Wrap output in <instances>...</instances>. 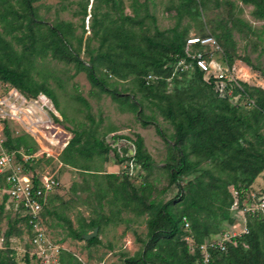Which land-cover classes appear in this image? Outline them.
Listing matches in <instances>:
<instances>
[{
    "label": "trees",
    "instance_id": "1",
    "mask_svg": "<svg viewBox=\"0 0 264 264\" xmlns=\"http://www.w3.org/2000/svg\"><path fill=\"white\" fill-rule=\"evenodd\" d=\"M40 1L42 0H0V82L27 96L36 97L42 93L52 101L55 109L58 108L56 98L45 82H38L32 76L37 58L43 60L49 56L66 65L72 64L74 75L84 73L97 96H109L121 112L134 114L143 127L153 125L156 134L170 144V150L175 153L165 163L167 186L161 193L174 185L179 191L173 199L161 204L157 213L148 219L147 241L141 254L125 259L123 264H194L200 256L197 246L212 236L223 234L220 232L222 223L231 225L233 222L230 208L234 198L229 188L237 192L239 202H248L246 196L250 187L264 172V133L256 135L250 141L244 138L262 122L264 91L250 88L246 82L241 83L242 95L254 102V106L248 108L218 99L211 91V86L202 81V75L196 69L189 81L186 74L172 76L175 56L183 55L184 35L177 32L171 36L164 32L148 35L143 28L144 20L151 17L148 13L137 23L140 26L137 31L134 17L124 16L108 21V14L97 13L98 7L94 5L96 2L115 5L114 0H93L89 14L92 18L91 36L84 40L86 30L83 22L79 36L73 35L70 23L55 20L49 24L39 15L42 6L33 5ZM90 1L79 0L84 16ZM186 1L196 4V10L206 6V0ZM239 1L253 7L254 19L264 21V0ZM183 12L192 15L185 7ZM196 15L197 11L193 16ZM92 40H97V48L90 46ZM82 53L87 61L81 58ZM225 57L224 62L231 66L230 57ZM148 74L158 76L159 79L154 84L145 85L144 77ZM109 78L114 79L115 83L130 80L141 98L132 99L129 95H124L109 83ZM167 84L171 85V91L167 89ZM77 101L89 109L85 99L78 97ZM149 105L153 106L150 111L158 112L170 123L174 130L170 136L158 126L154 114H145ZM55 121L58 122L57 119ZM91 122L94 123L93 120ZM111 132L113 130L99 134L97 127H90L74 133L61 152L59 161L62 165L80 170L95 179L93 193L100 208L106 200L105 203L109 206L120 205L136 216H142L157 205L152 196V183L143 180L135 188L128 182L126 173L122 178L113 174H99V170H94L87 164L106 163L109 153H113L116 163L130 161L138 163L145 172L151 170L153 160L144 149L141 136L136 135L134 140H130L134 147L133 154L122 148L120 155L119 151L104 141ZM5 135L7 151L20 148L26 154L36 151L35 143L28 135L12 137L9 129L5 130ZM114 137L129 139L125 136ZM233 147L237 148L226 158L215 162L221 152ZM18 158L21 160L20 156ZM205 162H210L211 165L180 186L179 182L184 175L199 169ZM98 176L104 178V184L96 180ZM7 200L8 196L2 195L0 212L4 211ZM45 208L46 206L41 213L42 219ZM184 219L189 223L187 231L183 228ZM13 221L23 222L30 230L26 218L15 217ZM106 221H110V218ZM246 225L248 235L237 237L236 245H228L225 253L212 252L209 264H264V219L260 216L250 217ZM14 227L13 224L10 225L3 233L1 239L5 242V247L11 237L18 235L14 234ZM99 227L100 222L90 220L79 230L70 228V235L74 240L84 241L83 235ZM185 236L191 237L195 244L193 254H190L188 244L182 239ZM86 243L91 246L99 244L100 240L96 236ZM24 258L25 264H30L27 254ZM60 262L81 264L71 253L64 251L60 255ZM0 264H16L15 253L8 248L0 250Z\"/></svg>",
    "mask_w": 264,
    "mask_h": 264
},
{
    "label": "rangeland",
    "instance_id": "2",
    "mask_svg": "<svg viewBox=\"0 0 264 264\" xmlns=\"http://www.w3.org/2000/svg\"><path fill=\"white\" fill-rule=\"evenodd\" d=\"M114 1L115 5L113 3L107 5L105 2H96L94 5L98 7L97 13L108 14V21L124 16L134 17L136 21L134 22V27L137 31L140 29L137 23L140 22L145 13H148L151 17L144 20L143 28L150 36H153L156 32H164L168 36L177 32L183 34L185 40L190 36H211L220 44L222 49V52L216 54L213 58L215 61L224 62L223 58H226L225 55L230 57L232 65H236V68L239 69V76L241 75L244 78L250 88L261 89L264 87V21L253 18L252 6L243 5L239 0H206V6L204 8L198 7L196 10V4L189 3L186 0ZM196 1L198 2V0ZM33 5L42 6L39 10V15L43 17L45 22L50 24L56 20L70 23L73 27L74 36L81 34V24L83 22L86 30L84 40L91 36L90 25L92 18L89 15L91 12V1L85 16L81 13L79 0H42ZM184 7L190 10L192 15L184 13ZM120 11L122 12L120 13ZM196 11L198 15L193 16ZM72 42L75 45V42ZM90 46L97 48V40H92ZM81 58L87 61V57L83 53ZM35 67L36 69L32 72L33 78L38 82H45L58 103V108L55 110L59 116L64 115L65 118L60 116L61 121L53 122L51 113L43 106V101L38 104H30L25 110L27 115L19 120L9 121L7 129H9L12 137L28 135L36 146L35 159L28 162V165L17 158L12 170L23 169L25 172H31L39 177L57 178L61 184L57 191L49 195V200L47 199L45 215L42 220V230L47 235L46 239L51 245L62 248V251L58 252V259H60V255L64 251L71 253L81 264H123L125 259L138 257L147 241L148 219L157 213L161 204L173 199L179 191V188L174 185L161 193L167 186L165 163L175 153L170 150V144L164 142L156 134L153 125L143 127L134 114L121 112L109 96H97L84 73L74 75L72 64L66 65L64 62L55 61L47 56L43 60L37 58ZM193 72V70H189L184 73L188 81ZM178 80L180 79L178 78ZM109 83L124 95H129L132 99L141 98L140 94L133 88L130 80L125 82L116 81L115 83L114 79L109 78ZM182 83L184 82L182 81ZM167 85V89L171 91V85ZM39 94L41 95L42 93ZM133 95H136V97H133ZM45 97L50 102H48L47 106L54 110L52 101L47 96ZM78 97L87 101L89 109H86L77 101ZM27 98L34 99V97L29 95ZM229 103L241 105V102L236 99L231 100ZM50 104H52L53 108ZM145 104L148 105L149 103ZM152 108L153 106L146 108L145 114H154L158 126L167 136H170L174 132L172 126L158 112L153 113L150 111ZM28 125L32 127V130H35L34 132L37 131L38 133L33 135L30 131V135L32 134L30 136L27 133L28 128H30ZM90 127H97L99 134L113 130V132L106 135L104 141L111 148L119 151L120 155L122 148L133 154L134 147L130 140H134L136 135L142 137L144 149L153 160V165L149 172L143 171L138 163L130 161H125L122 164L116 163L113 153H109V160L106 163L92 162L87 164L94 170H99V174H113L122 178L124 173H126L129 177L127 178L128 182L135 188H138L143 180H148L153 185L152 196L156 199L158 206L156 205L151 211L139 217L133 212L125 210L120 205H107L105 203L106 200L102 202L103 205L100 208L98 199L93 193L95 189L93 182L95 179L85 175L80 170L62 165L59 161V156L63 146H51L44 139L51 133L50 136L61 141V144L63 141V145H66L73 138L74 133L87 130ZM263 133L264 118L244 138L250 141L256 135ZM114 136H125L129 139H117ZM236 148L233 147L228 151L221 152L215 162L226 158ZM45 152L49 155H45ZM96 161L98 160L96 159ZM80 164L84 165L83 163ZM209 165H211L210 162H205L199 169L184 175L179 182L180 186L185 185L188 180L194 179ZM96 180L104 184V178H101V176H98ZM256 181L258 182V188L253 187ZM253 184L250 187L252 190L255 188L256 190L259 189V193L263 192L264 172L255 179ZM229 190L234 197L233 189L230 187ZM250 194L248 193L246 198ZM9 202L11 201L8 199L4 211L0 212V250L4 251L7 248L12 250L15 253L16 264H25V252L27 255L29 253L28 261L30 264H39L36 256L32 259L30 258V250H33L32 247H34L33 245L31 246L32 233L23 222L17 223L13 221L15 217L22 218L23 214L18 213L16 207ZM246 206V203L241 201L239 207L230 208L233 222L231 225L226 222L222 223L220 232L223 234H240L251 217L247 213H241V209ZM109 218L110 221H106ZM90 220L100 222L97 233L100 240L99 244L88 246L85 241H77L71 238L70 228L79 230L82 226H86ZM12 224L15 226L14 234L18 235L11 237L8 246L5 247V242L1 238ZM183 228L186 231L188 230L185 226ZM91 232L89 231V233ZM218 235L220 234L212 236L210 239ZM182 239L185 242L188 240L187 244L191 246L189 252L193 254L195 248L191 245L192 238L185 236ZM51 245L47 247L46 251H54ZM194 264H202L199 257Z\"/></svg>",
    "mask_w": 264,
    "mask_h": 264
},
{
    "label": "built area",
    "instance_id": "3",
    "mask_svg": "<svg viewBox=\"0 0 264 264\" xmlns=\"http://www.w3.org/2000/svg\"><path fill=\"white\" fill-rule=\"evenodd\" d=\"M221 52V46L213 37L190 36L185 40L183 55L175 56L172 76L175 74H184L189 70L196 69L201 73L202 81L206 85L211 86V91L218 99H225L229 102L236 99L241 102V105L244 104L243 106L252 108L254 106L253 100L242 95L241 83L246 81L241 75L239 76V69L236 68V65L229 66L225 62H218L213 59L216 54H220ZM158 79V76L148 74L144 77V83L145 85H151ZM170 79H167V81ZM261 90L264 91V87H262ZM36 97L37 99H35ZM36 97H34V99H28L26 95L16 88L0 82V194L2 193L1 195L8 196V199L11 201L9 203H12L16 207L17 212L22 213L23 218H26L27 225L32 233L31 246L33 245V250H36H30V258L32 259L36 256L39 264H60L58 252L62 251V248L51 245L46 239L47 235L44 233V230H42L43 219L41 213L43 208L47 205L49 195L57 191L61 184L57 178L39 177L31 172H25L23 169L16 171L12 170V167L17 162L18 156H20L22 161L28 163L35 159V155L34 153L26 154L22 148L13 151H7L5 148V143L7 141L5 135V130L8 128L7 123L26 116L25 110L30 104H38L44 101L43 106L51 113L52 121L54 122L55 119L61 121L55 108L51 110V108L47 106L49 101L43 94H39V96ZM50 105L53 108L52 104ZM262 116L264 118V110ZM28 127H30V125H28ZM28 129L27 133L30 135L29 132H32V127ZM32 133L34 135L38 132ZM50 134L51 133L44 139L51 146H63L62 151L70 142L63 145V141L61 144V141L54 139ZM45 155L48 156L49 154L45 152ZM36 179L38 182H35ZM233 198L234 202L231 208L239 207L240 202L238 200V194L235 191ZM247 199L248 202H245L247 206L241 209V213H247V215L251 217L260 216L264 219V192L250 194ZM184 226L186 228L189 227V223L185 219ZM248 233L249 230L245 224L243 230L238 235L224 233L213 239H206L202 244L197 246L200 254V262L202 264H209L212 252L225 253L228 245H236L235 239L237 237L248 235ZM191 242V245H193L192 247L195 248L192 239ZM186 243H188V240ZM50 245L54 248L52 252L46 251L47 247ZM188 246L189 248L191 247L189 244Z\"/></svg>",
    "mask_w": 264,
    "mask_h": 264
},
{
    "label": "water",
    "instance_id": "4",
    "mask_svg": "<svg viewBox=\"0 0 264 264\" xmlns=\"http://www.w3.org/2000/svg\"><path fill=\"white\" fill-rule=\"evenodd\" d=\"M92 2H93V0H91V3ZM97 233H98V228H94L91 233L83 235L82 238L86 242V241H89V240L95 238L97 236Z\"/></svg>",
    "mask_w": 264,
    "mask_h": 264
},
{
    "label": "crops",
    "instance_id": "5",
    "mask_svg": "<svg viewBox=\"0 0 264 264\" xmlns=\"http://www.w3.org/2000/svg\"><path fill=\"white\" fill-rule=\"evenodd\" d=\"M254 186H255L256 188H258V182H257V181L255 182V184H253V187H254ZM258 190H259V189L256 190L255 188H253V190H252V188H250L249 193H251V194H257V193H259Z\"/></svg>",
    "mask_w": 264,
    "mask_h": 264
},
{
    "label": "bare ground",
    "instance_id": "6",
    "mask_svg": "<svg viewBox=\"0 0 264 264\" xmlns=\"http://www.w3.org/2000/svg\"><path fill=\"white\" fill-rule=\"evenodd\" d=\"M35 130H32V132H34Z\"/></svg>",
    "mask_w": 264,
    "mask_h": 264
}]
</instances>
